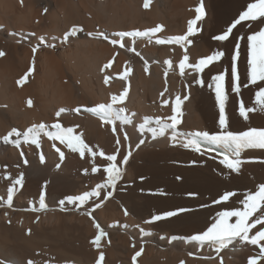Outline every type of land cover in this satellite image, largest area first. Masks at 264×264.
I'll return each mask as SVG.
<instances>
[{
	"label": "bare ground",
	"instance_id": "obj_1",
	"mask_svg": "<svg viewBox=\"0 0 264 264\" xmlns=\"http://www.w3.org/2000/svg\"><path fill=\"white\" fill-rule=\"evenodd\" d=\"M246 2L204 0L206 17L198 22L199 30L189 37L192 43L185 49L178 44L161 45L155 41L185 34L200 0H149L148 8L144 7L145 0H0V50L6 53L0 58V197L6 199L10 186L7 177L24 175L23 187L18 186L13 207H0V259H6L10 264H25L28 258H34L36 264L53 259L56 264H96L102 250L104 264H132L131 257L143 246L138 264H180L181 261L185 264H219L220 258L208 247L200 249L183 240L168 241L172 235L187 236L202 228L205 219H210L217 208H222L213 203L219 194L232 190L242 196L264 182V164L259 163L264 160V151L243 153V158L252 162L243 166L242 174H230L220 165L221 157L217 152L202 147L206 154L201 155L173 147L167 137L152 141L149 133L141 136L139 126L145 117L170 115L175 97L188 95V100L181 106V131L218 130V106L207 83L213 75L230 69L234 49L231 37L222 45L212 37L227 28ZM157 25L163 26L158 36L134 43L125 39L124 48L95 38L101 31L111 35L116 31L144 30ZM73 26L82 27L83 32L69 38L66 45L62 42L63 35ZM253 30H259L255 24L250 32L237 26L233 33L243 35ZM13 32L17 35L10 34ZM31 33L35 35L30 36ZM41 36L55 48L41 45ZM38 45L33 54L32 48ZM42 48L45 50L40 51ZM216 50L226 53L219 63L210 65L202 74L188 69L184 76L180 75L178 65L185 55L189 56V63L194 64ZM33 59L32 75L23 86L18 85L17 81L33 66ZM109 61H112L111 66L101 71ZM165 61H171L172 68ZM239 61L243 76L247 68L243 43ZM105 76L109 77L107 82ZM198 78L205 80L204 87L197 84ZM125 88L129 94L124 106L132 123L123 126L120 132V152L123 155L130 145L133 157L114 196L93 213L95 221L109 233L102 240V249L97 250L90 243L96 235L93 218L85 215L83 208L72 211V206L68 205L69 211L62 212L59 205L66 196L90 190L100 182L99 173H91L90 158L81 159L78 154L64 149L59 141H50L45 136L41 137L40 148L25 144L17 148L11 143L5 144L3 137L12 128L26 130L33 124L51 125L58 120L63 126L83 133L90 145L112 153L116 148V137L111 126L102 124L86 112L76 113L74 109L109 102L111 95H119ZM243 93L254 99L255 89ZM241 97L234 93L229 95L227 110L232 130L264 127V112L251 113L246 122L239 116L236 111ZM164 100L170 103L165 106ZM61 108L66 111L56 117ZM125 132L129 137L126 142L123 140ZM145 137L148 142L136 150V143ZM54 144L65 151L66 158L62 163ZM41 154L45 156L43 164L39 159ZM101 163L97 157V164ZM57 164H60L59 169ZM45 184L48 210L33 212L31 208L38 206L39 194ZM159 192L167 195H151ZM189 192L199 195L192 198L187 195ZM205 204L207 207L202 206ZM177 206L190 207L195 215L155 226L143 223L150 218V213ZM227 206L238 207L239 204ZM125 208L130 215H124ZM137 225L151 231L152 235L142 237ZM28 229L32 230L30 236L26 234ZM258 251L252 245L236 244L222 251L220 256L223 264H247ZM207 256L214 259L201 258Z\"/></svg>",
	"mask_w": 264,
	"mask_h": 264
},
{
	"label": "snow or ice",
	"instance_id": "obj_2",
	"mask_svg": "<svg viewBox=\"0 0 264 264\" xmlns=\"http://www.w3.org/2000/svg\"><path fill=\"white\" fill-rule=\"evenodd\" d=\"M144 7H149V0H145ZM45 13L47 9L43 10ZM195 17L188 21L187 31L183 35L174 37H168L167 39H156L157 44H178L182 48H187L192 41L189 37L196 35L197 24L203 21L206 17V9L204 0H200V3L195 8ZM245 22V23H242ZM258 22V23H257ZM255 24L259 30H253L248 34H235L234 29L237 26H247L252 28ZM264 0H248L246 7L241 10L236 18H234L226 29L221 30L219 34L212 37L213 40L220 42L222 45L224 42L229 41L230 37L233 41V54L231 55L230 69L226 71H220L211 77V81L207 83V87L214 92L215 101L218 106V130L210 132L207 130H195L191 132L181 131V106L184 100L189 97L177 95L175 97L174 105L171 107V114L166 116L145 117L143 123L139 126V131L142 137L145 133H149L151 140L155 141L160 138L167 137L171 141V146L181 147L183 149L190 150L201 155H205L206 151L202 150V146H207L208 150L217 152L220 156L219 163L224 169H227L230 174L240 175L242 174V168L246 163L252 162L243 158V153L248 150H261L264 151V127H248L247 130L233 131L230 124V117L228 114V103L230 93H234L236 96L242 95V89L254 88V101L252 106H247L243 99L239 101L238 114L244 120L250 119V114L256 112L258 109L264 112ZM163 31L162 25H157L148 30H133V31H116L109 35L107 32H97L95 38L107 41L111 45H119L121 48L125 47L123 41L125 38H131L134 43L137 38H147L151 40L157 33ZM83 32V28L79 26H73L63 35V43H67L69 38L76 37L78 33ZM11 35H17L16 33H10ZM30 35H35L31 33ZM92 35V33H89ZM55 39V37L53 38ZM39 42L45 47L55 48V45L47 44L45 37H39ZM242 43L247 53V68L244 77L242 78L238 68V61L241 55ZM38 47L32 48L33 54L38 50ZM224 50H216L211 55L200 58L198 62L192 64L189 63V56L185 55L179 62L178 68L181 76H184L186 70L191 69L196 74L204 73L205 69L210 65L219 63L225 56ZM6 53L0 50V58L4 57ZM139 55V53H137ZM169 68H172L171 61H165ZM33 66L29 71L21 77L17 83L23 86L29 76L32 75L35 66V60L32 62ZM112 61H109L103 66L101 71L109 68ZM131 70L129 69V72ZM147 71V68L145 69ZM167 74V72L165 73ZM127 75V73H125ZM109 77L105 76V82ZM122 79L124 77H121ZM197 84L201 87L205 86V80L198 78ZM129 94L127 88L119 95H111L109 102L98 103L92 107L83 108V112L89 113L98 118L104 125H110L113 135L116 137V148L112 153H107L99 146L90 145L86 142L83 133H77L73 127H65L58 120L57 122L48 125L46 123L33 124L26 130H18L12 128L11 131L3 137L5 144H13L19 148L21 144L35 145L36 148L41 147V137L45 136L50 141H59V144L63 146L70 153L78 154L81 159L91 160V173H99L100 182L96 183L90 190H85L80 194L68 195L65 199L59 201L60 210L62 212L69 211L68 205L72 206V211H78L84 209V214L93 218V224L96 229V235L94 239L90 241L91 245L95 249H102V240H105L109 236V233L95 221L93 213L96 209H100L105 201L111 199L120 182L124 180L127 168L130 166V161L133 157L131 146L128 150L121 155L120 148L122 141L120 139V132L123 130V126L132 123V119L128 114L127 108L124 106L126 98ZM163 96V93H161ZM170 102L167 100L162 101V104L167 106ZM28 106H32V101H28ZM66 109L61 108L56 112V117H60L61 113ZM76 113L82 111L81 108L74 109ZM135 115L134 113L132 114ZM15 137V139H11ZM123 140L126 142L129 140L127 133L123 135ZM147 137L139 139L135 145V149L139 150L146 144ZM56 152L59 154V160L61 163L65 160V151L60 147L55 146ZM23 155V153H21ZM97 157L102 161L101 164H97ZM41 164L45 163V156L43 154L39 157ZM28 163L27 160L24 161ZM264 164V160L259 161ZM57 169L60 168V164L56 165ZM87 169L85 172L87 173ZM10 180V186L7 187L6 199L0 197V207H6L11 209L13 207L14 196L18 191V186L23 187L24 175L21 173L18 177H7ZM144 177H141L143 180ZM181 179V177H177ZM121 187H123L121 185ZM46 188L47 184L43 186L42 191L39 194L38 206L33 205L31 211L39 213L46 212L48 210V204L46 202ZM155 196H166V192L151 193ZM189 197L196 198L199 193L189 192ZM213 203L222 208H217L216 213L210 219L206 218L204 226L197 229L194 233L187 236L172 235L169 239V243L183 240L186 243L193 244L197 248L203 249L205 246L211 249L216 257H219V264H223V257L220 256L221 252L228 249L230 246L236 244L239 245H252L259 251L255 256H251L247 260V264H264V182L259 183L254 190L243 193L241 196L235 191L228 190L218 195V198H214ZM239 204L238 207H228L229 204ZM207 207V205H202ZM7 215V213H5ZM124 215H130L127 208L124 209ZM195 215L193 209L186 206H177L172 210H165L156 214L150 213V218L145 219L143 223L148 226H155L160 222H172L176 218H190ZM36 221H39V216L36 217ZM10 223V221H9ZM112 227V225H109ZM127 227V225H124ZM139 227V231L142 237H148L152 235V232L146 230L144 227ZM27 235L32 234V230H27ZM165 239V237H161ZM110 243V241H109ZM135 248V244H133ZM144 252L143 246L139 250L135 251L131 257L132 264H138V258L141 257ZM192 255V253H189ZM39 255V253L37 254ZM202 259H214L212 256L201 257ZM105 253L99 251L96 264H104ZM0 264H10L6 259H0ZM25 264H36L34 258H28ZM44 264H56L55 260H45ZM180 264H185L181 261Z\"/></svg>",
	"mask_w": 264,
	"mask_h": 264
},
{
	"label": "rangeland",
	"instance_id": "obj_3",
	"mask_svg": "<svg viewBox=\"0 0 264 264\" xmlns=\"http://www.w3.org/2000/svg\"><path fill=\"white\" fill-rule=\"evenodd\" d=\"M248 2V0H245V2ZM246 2V3H247ZM246 3H244L245 4V7H246ZM244 7V8H245ZM243 8V9H244ZM43 15H45V13H43ZM85 16V15H84ZM90 16L89 15H86L85 16V18H89ZM242 23H245V22H242ZM238 26H240V25H238ZM254 26V25H253ZM244 29H245V31L244 32H250L251 31V29L252 28H249V27H247V26H244L243 27ZM30 35V34H29ZM30 36H32V35H30ZM54 38V37H53ZM54 40H57V37H55V39ZM61 42V41H60ZM62 43V42H61ZM65 44V43H64ZM61 45V44H60ZM66 45H68V43H66ZM61 47H63V45H61ZM43 50H45V49H43L42 48V50L40 49V51H43ZM230 58H231V56H230ZM231 60V59H230ZM238 68H239V71H241V66H240V61H238ZM243 74V73H242ZM244 75L245 74H243V76H242V78L244 77ZM250 89V88H249ZM249 89H242V97H241V99H243V101L245 102V104L247 105V106H252V104H253V101H254V99L252 98H247V97H245V96H243V92H245V91H248ZM181 96V95H180ZM185 96H188V95H185ZM188 100V99H187ZM238 104H239V102H238ZM259 110V109H258ZM237 113H238V111H236ZM244 121V120H243ZM240 122H242V121H240ZM240 122L238 123V124H240ZM246 122V121H245ZM258 162V161H257ZM180 180H182V178L181 179H179V181Z\"/></svg>",
	"mask_w": 264,
	"mask_h": 264
}]
</instances>
